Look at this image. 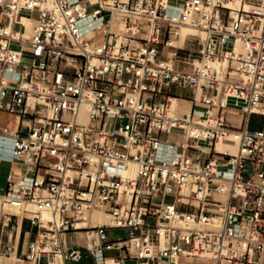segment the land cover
<instances>
[{"label": "built area", "instance_id": "obj_1", "mask_svg": "<svg viewBox=\"0 0 264 264\" xmlns=\"http://www.w3.org/2000/svg\"><path fill=\"white\" fill-rule=\"evenodd\" d=\"M229 1L183 0L175 16L163 0H0V112L17 118L0 121V160L21 166L0 199L22 208L7 224L37 231L19 260L74 264L84 249L94 264H264V124L251 126L264 115V0ZM183 26L199 32L185 37L194 50L172 45ZM173 88L192 91L189 112L172 111ZM97 210L110 222L93 223ZM111 228L130 234L109 240Z\"/></svg>", "mask_w": 264, "mask_h": 264}, {"label": "bare ground", "instance_id": "obj_2", "mask_svg": "<svg viewBox=\"0 0 264 264\" xmlns=\"http://www.w3.org/2000/svg\"><path fill=\"white\" fill-rule=\"evenodd\" d=\"M53 1L54 0H51V4H53ZM163 1L167 5L169 13H171V14L176 16L178 14L179 10H180V7H181L180 3L183 0H181V2H179L178 4L177 3H172L170 0H163ZM241 1L242 0H230L229 1V6L231 8H233V9H238L240 7V5H241ZM23 22L27 26V35H30V33L32 31V27L34 25V20L31 19V18H24ZM123 26H124V20H123L121 15L117 14L115 16L114 20H113V28H115L116 30H120V29L123 28ZM89 27H90V24H87V25H85L84 28L89 29ZM185 28H189L190 29V27H188V26H183L182 29H181V37H180V39L173 40L172 41V45H174V46H182V45H180L178 43L182 39V30L185 29ZM171 100H172V105H171L172 106V111L178 112V113H183V112H189L190 111V110L186 111V108H185L184 103H183L184 100H181V99H178V100L171 99ZM80 120L82 122H85V123L88 122V120H89L88 108L86 106H83L81 108ZM236 120H238V118H236ZM9 144H10V141H6L5 143H3V145H4L3 147H1V144H0V155L1 156L10 157L11 153H10ZM237 149L238 148H237L236 144H227V143L222 142L221 140H219V142L217 144V150L218 151L228 150L230 153L235 154V153H237ZM126 173L131 175V176H135L136 173H137V165L136 164H131L130 168L128 170H126ZM0 201H1V203H3L1 199H0ZM5 205H8V204H5ZM25 207H27L28 209H32L33 205L27 204ZM19 208H21V207H19ZM21 209L18 210V213L21 211ZM9 212H12V213L14 212V207L13 206H10ZM1 214H2V204H0V215ZM41 218H42V221L44 223H46L47 220L50 219V214L44 211L42 213ZM92 219H93V223H95V224L96 223L102 224V223H109L110 222L109 215L106 214L103 210L95 211L93 213ZM78 226L79 227H83V226H85V223H79ZM6 259H8L11 263H14V264L18 263V261H19V259L15 255V253H13L11 256H8V257L4 258V260H6ZM4 260L2 258L3 263H4ZM109 264H113L112 261H109ZM206 264H209V263H206Z\"/></svg>", "mask_w": 264, "mask_h": 264}, {"label": "crops", "instance_id": "obj_3", "mask_svg": "<svg viewBox=\"0 0 264 264\" xmlns=\"http://www.w3.org/2000/svg\"><path fill=\"white\" fill-rule=\"evenodd\" d=\"M191 98V97H190ZM187 97H183L180 95V99L184 100V106L186 111H189L191 108V104L189 103V99ZM2 116H4L7 121H3V123H10L13 127V123H17V118L14 115L8 114L6 112H0ZM264 117V115H260ZM14 120V122H13ZM2 122V121H1ZM164 138H169L172 140L180 141L183 139L182 134H173L170 136H164ZM21 166L19 164H15L13 162L1 161L0 160V190H2L5 186L7 175L9 171L12 169H19ZM5 206L6 212H9V205H2V214L0 215V246L5 248L7 245H13L14 253L19 255L21 252L25 253L28 250L30 242H32L36 237V227H33L30 220L22 219L20 217H13L12 220L7 224L4 221L3 217V207ZM18 207H14L13 213H18ZM92 233H89L88 243L92 244Z\"/></svg>", "mask_w": 264, "mask_h": 264}, {"label": "rangeland", "instance_id": "obj_4", "mask_svg": "<svg viewBox=\"0 0 264 264\" xmlns=\"http://www.w3.org/2000/svg\"><path fill=\"white\" fill-rule=\"evenodd\" d=\"M172 3H179L181 2V0H170ZM181 4V3H180ZM182 29V28H181ZM199 33L198 30L190 27L189 28H185L182 30V41L180 40V42L178 44L182 45L180 47H184L185 50L189 49V50H194L195 47L194 45L189 42V41H186L184 42L185 40V37L187 36V38L191 39L193 36V34H197ZM184 52H187L189 53L188 51H184ZM173 92L176 91L179 95L183 96V97H187V98H190L192 96V91L190 89H177V88H173L172 89ZM0 121H7V119L2 116L0 114ZM14 122V120H13ZM264 124V117L260 116V115H254L251 119V126L254 127V128H258L260 126H262ZM14 126H16V123L14 122L13 123ZM0 204L3 205V203H1L0 201ZM18 209H21L18 207ZM6 212V209H5V206L3 207V213ZM130 234V230L128 229H120V228H111V229H108L107 230V236L109 238V240H115L117 239L118 237L122 236V237H127L129 236ZM83 251V259L80 261V262H77V263H74V264H94V259L92 257V255L88 252H86L84 249L82 250ZM117 253L116 250H107L105 252V255L109 256V255H115ZM2 260V259H0ZM4 260V258H3ZM4 263L5 264H14V263H11L8 259L4 260ZM15 264H32V263H28V262H23L21 260L18 261V263H15ZM125 264H136V261L135 260H131V259H128L126 260Z\"/></svg>", "mask_w": 264, "mask_h": 264}]
</instances>
